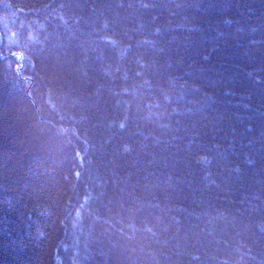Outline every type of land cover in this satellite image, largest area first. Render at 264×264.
I'll return each instance as SVG.
<instances>
[{"label": "trees", "instance_id": "16d2710c", "mask_svg": "<svg viewBox=\"0 0 264 264\" xmlns=\"http://www.w3.org/2000/svg\"><path fill=\"white\" fill-rule=\"evenodd\" d=\"M0 264H264V0H0Z\"/></svg>", "mask_w": 264, "mask_h": 264}]
</instances>
